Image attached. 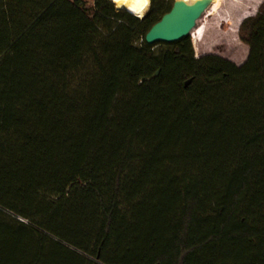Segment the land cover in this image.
Listing matches in <instances>:
<instances>
[{
  "label": "trees",
  "instance_id": "obj_1",
  "mask_svg": "<svg viewBox=\"0 0 264 264\" xmlns=\"http://www.w3.org/2000/svg\"><path fill=\"white\" fill-rule=\"evenodd\" d=\"M173 2L0 0V264H264V2L242 65Z\"/></svg>",
  "mask_w": 264,
  "mask_h": 264
},
{
  "label": "rangeland",
  "instance_id": "obj_2",
  "mask_svg": "<svg viewBox=\"0 0 264 264\" xmlns=\"http://www.w3.org/2000/svg\"><path fill=\"white\" fill-rule=\"evenodd\" d=\"M263 2L215 0L189 35L195 55L215 54L242 65L249 55V46L242 38V23L256 14ZM173 44L161 42L155 48L167 49Z\"/></svg>",
  "mask_w": 264,
  "mask_h": 264
},
{
  "label": "water",
  "instance_id": "obj_3",
  "mask_svg": "<svg viewBox=\"0 0 264 264\" xmlns=\"http://www.w3.org/2000/svg\"><path fill=\"white\" fill-rule=\"evenodd\" d=\"M214 0H174L172 8L165 13L146 33L148 44L176 43L189 36L196 28L198 20L206 13ZM159 71L155 75H158Z\"/></svg>",
  "mask_w": 264,
  "mask_h": 264
},
{
  "label": "bare ground",
  "instance_id": "obj_4",
  "mask_svg": "<svg viewBox=\"0 0 264 264\" xmlns=\"http://www.w3.org/2000/svg\"><path fill=\"white\" fill-rule=\"evenodd\" d=\"M112 1L118 10L125 9L132 14L142 18L149 10L151 0H110ZM188 3H192L195 0H186ZM215 2V0H214Z\"/></svg>",
  "mask_w": 264,
  "mask_h": 264
}]
</instances>
